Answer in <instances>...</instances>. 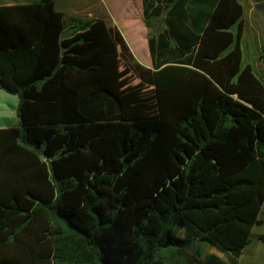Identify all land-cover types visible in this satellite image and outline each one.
I'll use <instances>...</instances> for the list:
<instances>
[{
  "label": "trees",
  "instance_id": "obj_1",
  "mask_svg": "<svg viewBox=\"0 0 264 264\" xmlns=\"http://www.w3.org/2000/svg\"><path fill=\"white\" fill-rule=\"evenodd\" d=\"M141 1L152 69L103 20L0 5V90L18 100L0 161L30 151L48 187L0 196V264H238L263 224L264 80L243 63L242 0ZM142 83L157 117L124 120L120 90Z\"/></svg>",
  "mask_w": 264,
  "mask_h": 264
},
{
  "label": "crops",
  "instance_id": "obj_2",
  "mask_svg": "<svg viewBox=\"0 0 264 264\" xmlns=\"http://www.w3.org/2000/svg\"><path fill=\"white\" fill-rule=\"evenodd\" d=\"M32 1L36 0H0V5L28 4ZM243 1L248 2V15H245ZM53 3L55 9L62 13L66 20L90 22L100 19L109 27H117L123 35L135 60L143 67L152 69V61L147 45L149 29L144 23L141 0H53ZM241 4L244 9L243 19L245 24L243 37L247 31L250 40L253 39L254 41L255 56L260 59L256 66L245 63L244 60L243 63L245 65L249 64L253 70H257L256 68H258V71H254L256 73L258 72V75L264 80V0H242ZM152 23L154 28L156 22L153 21ZM140 47L146 53L143 54L140 51ZM140 53H142L141 57L138 55ZM142 85L144 84L142 83ZM144 86L148 89L140 92V95L135 97V99L134 94L128 88H125L126 91L123 90L124 94L128 96L130 104L127 106V101L123 98L125 101L124 120L156 119V103L149 110L148 105L144 104L145 100L143 99L147 94H150L151 90L154 96L153 87L148 85ZM17 103L18 100L16 98V107L15 105L10 106L6 92L0 90V129L16 127L18 125V117L16 114Z\"/></svg>",
  "mask_w": 264,
  "mask_h": 264
},
{
  "label": "rangeland",
  "instance_id": "obj_3",
  "mask_svg": "<svg viewBox=\"0 0 264 264\" xmlns=\"http://www.w3.org/2000/svg\"><path fill=\"white\" fill-rule=\"evenodd\" d=\"M245 15H248V2L243 1ZM161 21H156V29L161 28ZM249 28V27H248ZM242 50H243V60L245 63H249L252 66H256L257 62L260 60L259 57L255 56V45L253 39L250 40L249 34L246 31L242 40ZM140 51H143L140 47ZM140 57L142 53L138 54ZM261 56V55H260ZM258 71V68H256ZM258 74V72H257ZM122 87V86H121ZM129 87V86H128ZM126 91L123 87L120 90V94L127 101V106L130 105L128 101V96L122 91ZM7 100L10 106L16 107V97L11 94H7ZM144 104L148 105L149 110L152 105L155 106L154 96L150 92L144 98ZM153 100V101H152ZM45 169L38 160L37 155L31 154L28 150H17L14 151L11 156L0 161V196L2 199L6 197L13 196L18 200L22 199L24 192L39 193L40 190H47V183L45 181ZM260 219L263 224L260 227H254L252 233L250 234L249 245L244 249L241 257L238 260V264H264V243L259 239V236L264 234V205L261 211ZM173 254L179 257L182 253L179 250L173 249ZM169 250H165L164 256L170 259L172 253ZM206 254H219L212 248L205 246L202 249L201 256ZM166 260V263L169 260ZM181 264L185 263L183 259L179 258ZM170 264H175L174 262Z\"/></svg>",
  "mask_w": 264,
  "mask_h": 264
}]
</instances>
